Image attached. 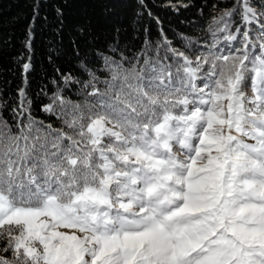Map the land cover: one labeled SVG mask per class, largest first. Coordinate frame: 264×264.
<instances>
[{"label": "snow or ice", "instance_id": "1", "mask_svg": "<svg viewBox=\"0 0 264 264\" xmlns=\"http://www.w3.org/2000/svg\"><path fill=\"white\" fill-rule=\"evenodd\" d=\"M214 23L193 56L167 38L98 53L100 75L64 77L78 100L41 107L59 127L18 90L14 124L0 115V264H264V11L235 0Z\"/></svg>", "mask_w": 264, "mask_h": 264}, {"label": "trees", "instance_id": "2", "mask_svg": "<svg viewBox=\"0 0 264 264\" xmlns=\"http://www.w3.org/2000/svg\"><path fill=\"white\" fill-rule=\"evenodd\" d=\"M234 2L0 0V115L14 124L12 109L17 106L18 90L24 88L32 101V115L59 127V121L41 107L58 90L72 100L81 97V84H65V76L86 81L85 67L100 75L103 62L98 53L110 54L115 46L131 58L146 40L162 44L167 38L174 48L190 56L197 49L203 52L212 39L211 31L219 27L214 19ZM253 4L264 11L258 0ZM236 26L234 23L233 28ZM258 27L249 31L255 34ZM29 40L30 48L26 46ZM189 41L192 51L185 47ZM24 63L31 64L27 73Z\"/></svg>", "mask_w": 264, "mask_h": 264}, {"label": "rangeland", "instance_id": "3", "mask_svg": "<svg viewBox=\"0 0 264 264\" xmlns=\"http://www.w3.org/2000/svg\"><path fill=\"white\" fill-rule=\"evenodd\" d=\"M248 93H249V94H248ZM248 93H247L248 95H251V91H249Z\"/></svg>", "mask_w": 264, "mask_h": 264}]
</instances>
